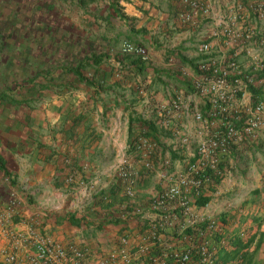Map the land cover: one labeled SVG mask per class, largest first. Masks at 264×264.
Returning a JSON list of instances; mask_svg holds the SVG:
<instances>
[{
    "label": "crops",
    "instance_id": "obj_1",
    "mask_svg": "<svg viewBox=\"0 0 264 264\" xmlns=\"http://www.w3.org/2000/svg\"><path fill=\"white\" fill-rule=\"evenodd\" d=\"M86 1L72 0L80 12H88L89 7L98 16L96 12L103 8L100 14L107 15L101 24L102 36L92 34L96 31L90 25L95 19L90 16L88 21L74 24L90 29L89 42L103 44L101 51L96 48L89 53L95 54L97 62L88 61L89 67L80 71L91 84L69 72L77 79V87H65L61 90L64 95L44 103L43 121L36 129L39 134L32 132L37 138H28L29 151L0 152V213L12 210L9 225L19 236L30 237L32 229L78 249L83 253L82 264L115 256L121 238L129 242L125 249L133 264L149 263V259L152 264H175L166 254L152 259L150 252L188 248L192 239L181 233L180 224L193 226V221L202 232L195 228L193 241L209 244L219 252L218 258L239 239L243 248L238 252L254 254L250 262L263 264V134L254 144L236 142L223 160L226 176L201 195L207 201L200 204L194 193L187 195L186 216L172 203L154 208L153 200L165 184L166 174L195 161L193 154L206 133L194 119L197 111L210 107L194 91L198 75L193 66L204 58L201 44H210L211 54L220 57L221 70L228 69L230 60L241 71L256 70L257 59L264 58V17L259 16L264 0ZM126 40L145 48L148 57L143 70L136 57L121 52ZM100 54L101 60L97 58ZM257 97L264 100V86ZM230 99L229 119L247 113V108L239 107V95ZM174 100L179 102L177 110L169 109ZM53 108L57 110L54 115ZM131 117L152 120L160 132L158 142L149 145L153 151H149L150 168L135 153L140 151L131 150L130 139L144 133L134 123L129 128ZM22 122L29 125L31 119ZM181 137L186 138V146L178 145ZM157 145L166 149L163 154ZM123 162L135 173L132 184L117 177ZM164 214L179 217L169 224ZM212 219L217 222L215 228L208 225ZM156 225L162 230L142 252L146 257L138 261L140 235ZM243 230L244 239L237 238ZM30 245L11 242L0 232V251L16 250V264H30ZM241 259L237 253L228 264H242ZM0 264H5L1 258Z\"/></svg>",
    "mask_w": 264,
    "mask_h": 264
},
{
    "label": "built area",
    "instance_id": "obj_2",
    "mask_svg": "<svg viewBox=\"0 0 264 264\" xmlns=\"http://www.w3.org/2000/svg\"><path fill=\"white\" fill-rule=\"evenodd\" d=\"M259 16L264 17V6L259 10ZM241 47V46H240ZM200 51L204 54V58L197 64L200 72L197 82L194 84V91L202 95L209 106L205 110H199L194 114L195 121L203 125V130L206 132L202 140L198 142L196 150L193 154L195 161L187 164L180 171L170 172L164 176L165 184L154 197V208H161L165 204L172 203L180 208L183 216L188 214L187 195L194 193L195 197H200L203 191L210 186L220 182L226 176V170L223 167V160L230 155L234 150L236 142H245L254 144L259 135H264V100L259 97H254L249 91L250 86H264V79H257L256 72L264 71V58L257 59L256 70L241 71L236 67V63L232 60L228 61V69L221 70L219 65L220 57L211 54V46L208 42L201 44ZM121 52L124 54H133L140 57L143 61H147V52L145 48L134 45L130 42H125ZM232 95H239L242 102L239 107L247 108V113L238 116L234 115L228 118V113L231 109ZM179 102L174 100L170 102L169 109H178ZM164 110V108L162 109ZM168 111L166 108L165 112ZM167 114V113H166ZM133 142V146L137 151H141L143 166L150 168L151 161L149 159L150 147L152 144L147 138L138 136ZM180 146H186V138H179L177 141ZM149 148V150H147ZM144 150V151H143ZM126 162H123L122 168L118 171L120 178L128 179L129 183H133L132 167H128ZM131 171V172H130ZM186 214V215H185ZM12 210L0 213V232L11 242L20 243L22 246L29 244L32 247V252L29 253L30 264H82L81 258L83 253L73 246H64L59 242L49 238L35 234L30 230V237H22L17 235L10 227V218ZM179 214L172 216L164 214L167 217V222L171 224V220ZM174 218V219H175ZM192 221V218L189 217ZM215 220H209V227L215 228ZM195 221H193V225ZM189 224H180L181 233L183 234ZM197 230L201 232V227ZM156 229H152L147 233L140 235L138 251L146 252L149 249L148 242H155L157 234ZM202 233V232H201ZM188 239L191 237L185 235ZM184 236V237H185ZM241 238L245 234L239 233ZM126 238L120 239V248L117 254L107 258L100 259L97 264H117L120 258V264H133L132 256L127 253L125 247L128 245ZM193 243V244H192ZM195 240H191L188 248L182 251H172L164 254L170 256L175 264H190L192 262V252L194 249ZM200 244L196 247L197 261L195 264H214L216 253L209 244L203 241H198ZM13 245L16 247L13 243ZM0 258L5 264H16L18 255L16 250L0 251ZM157 259V257H155ZM137 264H148L141 261Z\"/></svg>",
    "mask_w": 264,
    "mask_h": 264
},
{
    "label": "rangeland",
    "instance_id": "obj_3",
    "mask_svg": "<svg viewBox=\"0 0 264 264\" xmlns=\"http://www.w3.org/2000/svg\"><path fill=\"white\" fill-rule=\"evenodd\" d=\"M66 1L69 0H0V152L29 151L28 138L36 137L32 132L39 134L36 129L43 121L44 103L57 99V95H64L61 90L65 87L78 85L68 69L95 55H89L92 50L101 51L103 48L101 42L94 45L87 40L89 28L84 25L81 29L77 25L74 27L75 22L82 24L90 16L95 19L90 25L96 31L92 34L102 36L101 24L107 16L100 14L103 8L96 12L97 16L89 7L88 12L83 13L72 0ZM125 42L142 47L136 41L127 40L122 46ZM101 56L96 57L101 60ZM52 112L54 115L57 110L53 108ZM7 119L8 125L5 123ZM22 119H31V124H23ZM165 150L162 147V152ZM242 232L245 234L244 230ZM240 254L242 264H253L250 260L254 254L249 255L247 251Z\"/></svg>",
    "mask_w": 264,
    "mask_h": 264
},
{
    "label": "trees",
    "instance_id": "obj_4",
    "mask_svg": "<svg viewBox=\"0 0 264 264\" xmlns=\"http://www.w3.org/2000/svg\"><path fill=\"white\" fill-rule=\"evenodd\" d=\"M83 1V0H82ZM86 1V0H85ZM87 2V1H86ZM126 55H128V56H134V57H136L137 58V60L138 61H136L140 66L138 67V68H140V70H143V64L145 63L140 57H138V56H136V55H133V54H126ZM90 60H93V62L94 63H96L97 62V60H96V58L94 57V56H91V57H86V58H84V63H86V64H84V63H80V64H78L77 66H75L74 68H70V69H68V72H71V73H74L76 76H77V78H78V80L80 81V82H82V83H85V84H87V85H90L91 84V82H90V80H89V78L88 77H86V76H84L83 74H82V72H80L81 70H82V68L83 67H85V66H87L88 65V61H90ZM198 66L196 65V66H193V69H195V71H196V73H197V75L198 76H200V72H199V70H198V68H197ZM255 77L257 78V79H264V71H260V72H256L255 73ZM249 91L252 93V95L254 96V97H257V96H259V94H261V89H260V87H254V86H250L249 87ZM135 124V125H137V126H139L140 128H142L143 130H144V133L142 134V135H140V136H143L144 138H150L151 139V143L152 142H155V143H157L158 142V137H159V135H160V132H159V130H158V128L156 127V125H155V123L154 122H152V120H149V121H145V120H141L140 118H130V120H129V124H130V127L129 128H131V126H132V124ZM134 139H136V138H131L130 139V146H131V148L133 149V151H137L136 150V147H134L133 146V142L135 141ZM157 146H161V145H157ZM131 149V150H132ZM161 149H162V146H161ZM150 152H152V151H150ZM135 153H137L138 155H141V151L140 152H135ZM161 154H163V152H162V150H161ZM174 154V153H173ZM175 155V154H174ZM173 155V156H174ZM153 157V156H152ZM118 178H119V176H117ZM115 186H118L117 184H115ZM112 192H114V190L112 191ZM115 193V192H114ZM117 193V192H116ZM115 193V194H116ZM207 201V199L206 198H202V196H200V197H198V200H197V202L198 203H200V204H204L205 202ZM202 225H207V223H204V224H202ZM198 227H201V226H196V225H193V226H189L188 228H186L185 229V231H184V234H186L187 236H189V237H191L192 239L194 238V237H192L193 236V233H194V229L196 228H198ZM154 229H156V231H155V234H157V231H161L162 229L160 228V226L159 225H156L155 227H154ZM239 236H237V238H238ZM119 244H120V242H119ZM139 244V243H138ZM138 244H137V247H138ZM200 244H198V242H196L195 241V243H194V249H193V252H192V262L190 263V264H195V262L197 261V253H196V247H198ZM233 249H231L230 251H224L223 253H221V256H219V258L217 257L218 255H219V252H217L216 253V255H215V257H214V264H218V262H221L220 264H228L229 263V261H231L232 259H234V257H235V255H237V253L238 254H240V252H238L241 248H243V247H240V245H241V242H240V240L239 239H237V240H234V242H233ZM171 253V252H170ZM144 253H142V254H139L138 255V261H140V260H142L144 257H146V254H144ZM148 254V253H147ZM150 255H152V259H153V257L154 256H163L164 255V251L161 249V250H159V249H156V250H153L152 252H150ZM241 255V254H240ZM219 259H221V260H219ZM150 261H149V263L148 264H152L151 262L153 261V260H151V259H149ZM143 261V260H142ZM146 262V261H145Z\"/></svg>",
    "mask_w": 264,
    "mask_h": 264
},
{
    "label": "clouds",
    "instance_id": "obj_5",
    "mask_svg": "<svg viewBox=\"0 0 264 264\" xmlns=\"http://www.w3.org/2000/svg\"><path fill=\"white\" fill-rule=\"evenodd\" d=\"M239 233H240V231L238 232V236H239ZM239 238H240V236H239ZM244 239V238H243Z\"/></svg>",
    "mask_w": 264,
    "mask_h": 264
}]
</instances>
